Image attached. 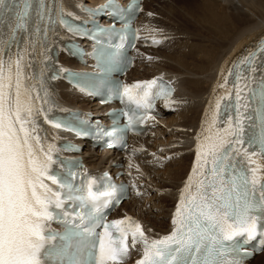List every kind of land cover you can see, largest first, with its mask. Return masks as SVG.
Here are the masks:
<instances>
[{"label": "snow or ice", "instance_id": "1", "mask_svg": "<svg viewBox=\"0 0 264 264\" xmlns=\"http://www.w3.org/2000/svg\"><path fill=\"white\" fill-rule=\"evenodd\" d=\"M55 3L0 0V264H124L137 245L142 258L136 264H246L253 253L264 251V41L227 69V75L221 69L223 82L218 80L213 92H224L215 97L214 108L210 101L205 110L171 231L153 239L130 217L106 222L104 210L120 202L123 185L109 182L99 191L96 179L84 174L77 186L53 168L58 162L55 146L41 135L40 118L56 129L68 125L49 115L50 91L44 72L35 74L33 55L38 47L48 49L57 23L76 35L85 34L68 23L63 8L54 9ZM107 7L116 9L111 3ZM161 81L155 78L113 91L138 107L151 109L157 98L168 106L172 89ZM132 129L130 118L127 130ZM124 131L114 128L106 135L122 143ZM70 204L77 215L90 207L103 229L91 233L98 240L83 259L78 253L87 238L78 241L72 254L70 242L55 251L46 248L57 235L46 234L48 222L56 217L55 210ZM70 235L83 237L76 232L60 239L69 241ZM253 241H258L257 247L248 248Z\"/></svg>", "mask_w": 264, "mask_h": 264}, {"label": "bare ground", "instance_id": "2", "mask_svg": "<svg viewBox=\"0 0 264 264\" xmlns=\"http://www.w3.org/2000/svg\"><path fill=\"white\" fill-rule=\"evenodd\" d=\"M82 1L93 5L103 0ZM170 1L174 4L160 0L162 4L154 9V13L146 15L145 11L141 12L136 21L141 35L160 37L162 44L165 41L161 40V36L166 35L168 53L159 51L160 56L152 55L141 61L137 52L138 59L131 78L160 71L172 78L175 91L171 96L172 102L168 106L163 102L160 106L165 114L160 120L163 126L147 134H155L152 143L144 138L137 140L141 143V148L135 149L140 151L139 155L132 158L133 162H129L128 158L125 161L126 172L131 169L138 171V180L142 183L139 191L145 192L144 198L148 199L141 203L132 196L129 201L120 204V208L140 223L146 235L153 239L165 235L172 227L171 218L180 189L195 159L196 136L200 132L205 110L210 101L213 105L216 91L223 90L216 88L213 92L218 80L223 82L220 80L221 69L226 72L239 48L253 44L264 34V0ZM145 5H149L147 0H144V9ZM173 20L178 22L175 24ZM185 38L188 40H183ZM145 62L147 64L138 73L137 67ZM54 83L58 87L57 96L65 105L80 106L95 114L94 117L99 116L101 109L94 101H88L59 81ZM158 133L161 137L157 136ZM77 153L83 155V161L90 168H101L108 161L115 163L117 160V156L109 151L98 153L84 148ZM153 193L155 195L150 198ZM146 204H152L149 212L143 209ZM120 213L124 212L120 210ZM141 255L142 247L137 245L134 249L130 248L126 261H135ZM250 264H264V251Z\"/></svg>", "mask_w": 264, "mask_h": 264}, {"label": "rangeland", "instance_id": "3", "mask_svg": "<svg viewBox=\"0 0 264 264\" xmlns=\"http://www.w3.org/2000/svg\"><path fill=\"white\" fill-rule=\"evenodd\" d=\"M154 1L155 0H151V1H149V3H150V5H148V7L146 6V8H147V12H150L151 11V9H152V12H150L149 13V15H151L152 13H154V9L155 8H157V6L159 5V6H161L160 4H162L161 2H160V0H156L155 2L156 3H154ZM163 1H165V2H168V3H171V4H174L173 2H171L170 0H163ZM170 1V2H169ZM176 2H179L178 0H176ZM148 3V4H149ZM155 5V6H154ZM174 22H175V24L178 22V21H176V20H173ZM168 26H170V27H172L170 24H168ZM198 39V38H197ZM197 39H195V41L196 42H198L197 41ZM183 40H188V38H185V39H183ZM211 43V42H210ZM168 50H169V48H168ZM180 50H182V49H180ZM161 52H164V51H161ZM165 52H166V50H165ZM157 52H152V54H154V55H158V54H156ZM167 53H168V51H167ZM154 192H159V190L158 189H155V190H153ZM145 195H146V193H145ZM153 195H155V193H153V194H151L150 195V198L151 197H153ZM141 203H143V202H145V200H147L148 199V197H145L144 198V195H140V196H138V197H136ZM152 205V204H151ZM151 205H149V204H146L145 205V207L143 208L144 209V211H146V212H149L150 211V207H151Z\"/></svg>", "mask_w": 264, "mask_h": 264}]
</instances>
